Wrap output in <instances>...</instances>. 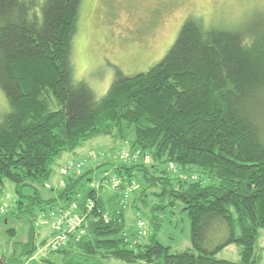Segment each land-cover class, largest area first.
Returning <instances> with one entry per match:
<instances>
[{
  "label": "trees",
  "instance_id": "obj_1",
  "mask_svg": "<svg viewBox=\"0 0 264 264\" xmlns=\"http://www.w3.org/2000/svg\"><path fill=\"white\" fill-rule=\"evenodd\" d=\"M85 1L0 0V89L11 109L0 115V191L7 181L16 185L12 218L28 225L24 240L16 228L6 231L4 263L41 264L39 213L70 210L80 225L56 251L48 250L50 234L43 264H257L264 229V16L238 31L207 29L190 18L157 65L132 76L116 68L99 99L76 80L75 32ZM125 133L134 137L127 162L101 179L116 195L106 200L89 170L69 174L56 196L42 197L36 185L45 186L64 155ZM140 156L152 164H137ZM140 188L169 200L154 211L183 207L192 250L173 254L158 240L159 225L130 246L124 214ZM232 244L242 247L239 263L216 259Z\"/></svg>",
  "mask_w": 264,
  "mask_h": 264
},
{
  "label": "rangeland",
  "instance_id": "obj_2",
  "mask_svg": "<svg viewBox=\"0 0 264 264\" xmlns=\"http://www.w3.org/2000/svg\"><path fill=\"white\" fill-rule=\"evenodd\" d=\"M34 1L42 6L46 0ZM263 16L264 0H86L75 32L73 59L76 80L88 83L97 97L102 99L111 87L116 68L130 76L147 72L164 58L180 29L190 18L200 19L207 29L238 31L257 23ZM10 111L9 103L0 89V115ZM133 138V135L125 133L123 140L113 136L98 137L86 142L75 153L66 154L55 163L53 174L45 186L36 187L42 197L48 199L65 187V179L69 174L80 175L94 170V186L101 188L107 200L117 193L101 179L105 175L111 177L114 166L127 162L123 155L131 149ZM142 158L139 157L137 164H152V161L145 162ZM69 163L81 164L82 167L79 171L62 174L63 167ZM172 174L174 178L179 176V172L172 171ZM31 192L30 188H24L26 195ZM137 192L133 194L124 214L125 234L129 236L127 240L130 246L135 247L147 241L153 235L154 226L159 225L158 240L170 247L173 254L192 250L190 221L182 211L183 207L177 205L173 209L168 206L154 211L157 207L168 205L169 200L161 201L147 195L141 188ZM16 199V185L7 181L0 191L1 250L7 240L8 229L16 228L21 240L27 236V223L12 218ZM54 215L56 213L43 211L36 219V230H39L36 231V242L39 249L35 258L41 264L42 258H46L42 257L46 244L51 241L49 236L53 232ZM140 223L143 224L144 232L141 237L138 235ZM44 240L47 242L43 248L41 242ZM241 251V246L232 244L217 254L216 259L239 263L242 259ZM256 257L257 264H264V229L260 231ZM106 264L125 263L111 260Z\"/></svg>",
  "mask_w": 264,
  "mask_h": 264
},
{
  "label": "built area",
  "instance_id": "obj_3",
  "mask_svg": "<svg viewBox=\"0 0 264 264\" xmlns=\"http://www.w3.org/2000/svg\"><path fill=\"white\" fill-rule=\"evenodd\" d=\"M129 153L125 152L124 156L129 157ZM81 164L69 163L66 164L62 169V174L67 175L72 172V170L79 171L81 169ZM115 186H118V183H115ZM128 194H126L123 204H127ZM80 225V220L75 217L73 212L70 210L60 211L54 215V221L52 230L55 233V239L48 244V250L56 251L60 248L67 239V233L75 232L77 227ZM141 230L138 235L141 237L144 235L143 224H139Z\"/></svg>",
  "mask_w": 264,
  "mask_h": 264
},
{
  "label": "water",
  "instance_id": "obj_4",
  "mask_svg": "<svg viewBox=\"0 0 264 264\" xmlns=\"http://www.w3.org/2000/svg\"><path fill=\"white\" fill-rule=\"evenodd\" d=\"M0 264H5L0 254Z\"/></svg>",
  "mask_w": 264,
  "mask_h": 264
}]
</instances>
